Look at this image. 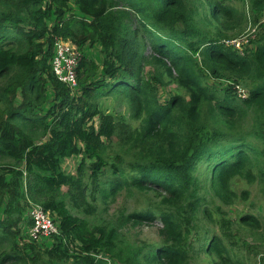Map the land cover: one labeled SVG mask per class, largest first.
<instances>
[{
  "label": "trees",
  "instance_id": "1",
  "mask_svg": "<svg viewBox=\"0 0 264 264\" xmlns=\"http://www.w3.org/2000/svg\"><path fill=\"white\" fill-rule=\"evenodd\" d=\"M246 3L0 0V264H246L226 215L218 232L190 239L201 218L215 224L222 206L248 201L233 180L264 195V33L242 55L224 44L264 15V0ZM56 38L100 47V62L81 56L75 88L53 72ZM224 80L244 83L247 97ZM169 85L182 93L161 100ZM108 98L126 112L104 109ZM123 194L143 205L121 210L120 226L95 222L96 201ZM31 204L55 215L48 248L22 244ZM155 222L154 244L122 232ZM239 222L264 242L257 216Z\"/></svg>",
  "mask_w": 264,
  "mask_h": 264
},
{
  "label": "rangeland",
  "instance_id": "2",
  "mask_svg": "<svg viewBox=\"0 0 264 264\" xmlns=\"http://www.w3.org/2000/svg\"><path fill=\"white\" fill-rule=\"evenodd\" d=\"M226 1L228 5H232L240 11H246L247 3L246 0H221ZM255 15V12H252ZM264 21V15L259 18L258 23L254 26H249L245 31V34L238 40L240 42V47L247 42V38L251 37V41L255 40L259 35L264 33V27L260 26ZM254 28V32L252 29ZM255 35V36H254ZM244 46V45H243ZM245 47V46H244ZM254 49L255 45L251 43L246 44V49ZM81 55L86 54L88 57L100 62L102 54L100 47L92 48L91 50L87 49L80 51ZM175 72L178 73V67L175 68ZM208 85H212L217 87L219 81L214 82V80H207ZM222 83V82H221ZM246 90H248L247 86L244 83H241ZM182 93L174 85H169L165 88L161 89L160 99L170 97L173 94ZM105 107L104 109L108 110V112L112 113H125L127 109L126 103L119 102L117 100L108 98L104 101ZM78 163L77 158H69L66 159L63 165V168L68 173H75L76 165ZM231 188L237 192V194H241L244 190L249 191L250 196L248 201H236L232 206L225 207L222 206V213H215L216 206H220L221 204L217 200H213L210 204V209L214 214L215 224H211L207 219L201 218L198 223L195 231L192 232L190 239L194 241L199 235L210 234L212 232H218L221 217L226 215V218L232 220L231 230L235 234V242L238 247L241 249V253L246 260V264H264V242L261 240V237L258 235H253L252 231L244 227L240 222L239 218L245 212H250L257 216L261 222L264 223V195L259 191V187L256 184L249 185L242 179H235L231 183ZM152 200L150 203L155 205L157 203V197L153 194H150ZM96 206L98 208V215L94 219L95 222H104L116 226H120L119 222V213L121 210H126L127 212H131L135 207H140L143 205V198L138 196H127L121 195L114 202L103 203L100 199L96 201ZM27 214H24V218L28 217ZM22 228L24 227V223L21 224ZM160 228V224L155 222L154 225H140L137 227H132L127 225L122 228V232L124 236L128 238L129 241L139 242L144 241L150 244H154L155 242H159L158 240V229ZM22 244H26L31 242L26 235H24ZM53 240L51 238L48 239H40L35 242L39 248H48L51 246ZM43 251V249H41ZM10 264V263H7ZM190 264H209V261L206 259H195Z\"/></svg>",
  "mask_w": 264,
  "mask_h": 264
},
{
  "label": "built area",
  "instance_id": "3",
  "mask_svg": "<svg viewBox=\"0 0 264 264\" xmlns=\"http://www.w3.org/2000/svg\"><path fill=\"white\" fill-rule=\"evenodd\" d=\"M252 32H254V28ZM239 39H231L225 41L224 44L241 50ZM81 56L80 50L70 41L55 39L54 55L51 61L53 72L60 82L67 84L71 88H75L77 85L76 71ZM235 87L237 96L244 99L247 96L246 91L240 86ZM29 217L34 222L31 231L28 232L30 241H38L44 237L58 233L55 216L49 211L44 210L41 206L31 205V208H29Z\"/></svg>",
  "mask_w": 264,
  "mask_h": 264
},
{
  "label": "clouds",
  "instance_id": "4",
  "mask_svg": "<svg viewBox=\"0 0 264 264\" xmlns=\"http://www.w3.org/2000/svg\"><path fill=\"white\" fill-rule=\"evenodd\" d=\"M226 46V45H225ZM229 47H231V48H233L237 53H239L240 55H242L243 54V50H244V46L242 45V47H240L241 48V50H238V49H236V48H234V47H232V46H229ZM222 83L224 84V85H230V87H232L233 89H234V92L236 93V87L235 86H240L242 89H244L245 91H246V93H247V91L248 90H246L245 88H244V86L241 84V83H239V82H234V81H230V82H227V81H222ZM237 94V93H236ZM247 97V96H246ZM245 97V98H246ZM239 98V97H238ZM244 98V99H245ZM241 99V98H240ZM31 205H35V204H31ZM30 205V206H31ZM50 213H52V212H50ZM28 214H29V212H28ZM53 216H55L54 214H53Z\"/></svg>",
  "mask_w": 264,
  "mask_h": 264
},
{
  "label": "bare ground",
  "instance_id": "5",
  "mask_svg": "<svg viewBox=\"0 0 264 264\" xmlns=\"http://www.w3.org/2000/svg\"><path fill=\"white\" fill-rule=\"evenodd\" d=\"M52 69H53V67H52ZM55 74V73H54ZM56 76V75H55ZM36 206H39V205H36Z\"/></svg>",
  "mask_w": 264,
  "mask_h": 264
}]
</instances>
